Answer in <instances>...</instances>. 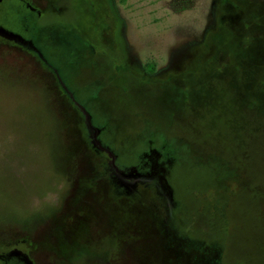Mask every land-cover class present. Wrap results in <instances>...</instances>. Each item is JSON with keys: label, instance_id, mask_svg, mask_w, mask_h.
I'll use <instances>...</instances> for the list:
<instances>
[{"label": "rangeland", "instance_id": "374dc122", "mask_svg": "<svg viewBox=\"0 0 264 264\" xmlns=\"http://www.w3.org/2000/svg\"><path fill=\"white\" fill-rule=\"evenodd\" d=\"M0 264H264V0H0Z\"/></svg>", "mask_w": 264, "mask_h": 264}]
</instances>
